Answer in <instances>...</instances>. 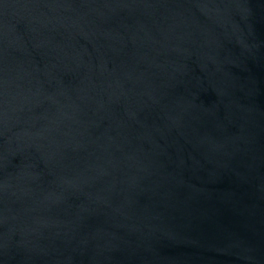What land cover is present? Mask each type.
<instances>
[{
    "label": "water",
    "instance_id": "obj_1",
    "mask_svg": "<svg viewBox=\"0 0 264 264\" xmlns=\"http://www.w3.org/2000/svg\"><path fill=\"white\" fill-rule=\"evenodd\" d=\"M0 264H264V0H0Z\"/></svg>",
    "mask_w": 264,
    "mask_h": 264
}]
</instances>
